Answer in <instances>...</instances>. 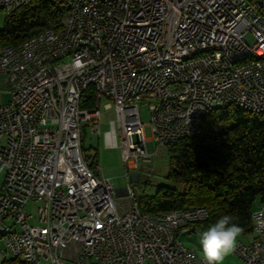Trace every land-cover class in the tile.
<instances>
[{"label": "built area", "instance_id": "2783aa9c", "mask_svg": "<svg viewBox=\"0 0 264 264\" xmlns=\"http://www.w3.org/2000/svg\"><path fill=\"white\" fill-rule=\"evenodd\" d=\"M4 1L12 13L32 0ZM68 37H44L40 52L2 50L0 68L11 72L15 55L31 58L32 77L2 82L10 100L0 105V226L4 206L36 241L38 264H206L200 250L187 247L182 234L207 220L198 207L159 212L163 226L152 227L138 211L129 184L119 190L102 170L94 171L82 154L89 126L101 135V103L114 108L105 132L108 147L122 149L127 171L150 162L140 104L149 107L154 153L180 138H191L202 110L238 102L264 110V8L261 0H72ZM71 38V65L38 72V63L63 55ZM251 39L249 41L248 39ZM221 43V52L191 62L190 49ZM232 47L263 51L261 63L244 68L242 79L228 72ZM170 61L171 69L162 68ZM150 64L161 73L151 74ZM236 71V69H235ZM21 72V71H20ZM18 84V91H10ZM94 89V105L84 96ZM83 105L87 107H82ZM141 174L133 173L138 182ZM121 196H125L123 200ZM30 202H41L37 213ZM35 220V222H33ZM183 221V228H176ZM263 248L233 252L245 264H264V204L252 214ZM15 250L11 255L14 257ZM3 256V252H2Z\"/></svg>", "mask_w": 264, "mask_h": 264}, {"label": "trees", "instance_id": "16d2710c", "mask_svg": "<svg viewBox=\"0 0 264 264\" xmlns=\"http://www.w3.org/2000/svg\"><path fill=\"white\" fill-rule=\"evenodd\" d=\"M65 11L52 0H32L7 14L0 44L19 47L40 31L54 26L60 29ZM84 96L88 97L86 105H94L93 88ZM202 124L200 136L180 138L167 146V178L178 186H160L150 197L138 199L135 194L139 209L153 214L202 207L209 211V218L195 224L194 230L205 228L219 216L231 215L243 228L240 235H248L253 231V212L264 204V113L232 104L213 110ZM87 163L97 171L95 162Z\"/></svg>", "mask_w": 264, "mask_h": 264}, {"label": "bare ground", "instance_id": "6f19581e", "mask_svg": "<svg viewBox=\"0 0 264 264\" xmlns=\"http://www.w3.org/2000/svg\"><path fill=\"white\" fill-rule=\"evenodd\" d=\"M14 1V0H6ZM58 7L66 9V13L62 19V27L56 30V36L68 37L71 35V27L67 21V11H76V1L72 0H52ZM109 0H101V3H108ZM0 9H4V1H0ZM44 37H51L54 33V29L47 28L39 33L27 38L19 47L11 45H2V50L21 51L24 50L29 44V53L40 52L41 43ZM63 55L60 57H53L47 61H41L38 63V72L48 73L50 69L63 68L71 65L76 59V48H71V38H64L63 41ZM221 52V43L208 44L201 46L197 49H190L191 62H198L199 57H206ZM232 54L236 56L230 57L228 63V72H235V79H242L244 75V68H236V65L245 64L246 67H254L261 63L263 58V51H253L249 47H232ZM31 58H23V55H15L13 62L11 63V72H8L5 68H0V80L3 82H22L32 77V69L21 70V66H30ZM162 68L171 69L170 61H162ZM236 69V71H235ZM21 71V72H20ZM150 73L159 74L161 73L160 64H150ZM10 91H18V84H10ZM238 105L248 111L254 113H264V110L254 111V107L243 106L238 102H221V107L228 105ZM220 107H210L202 110L200 116L196 120V130L192 133L191 138L198 137L203 132L202 119L204 116L211 113L213 110ZM199 213L204 214L205 218H209V211L206 208L198 207ZM138 211L139 205H138ZM4 217H6V226H0V237L4 238V244L6 252L4 257L11 255L12 249L15 250L14 258L22 259L25 264H38L35 259H29L27 255L36 253V241L32 237L31 233H27V229L21 224L15 221V216H11V206H4ZM143 221L147 222L152 227L163 226V219L159 213L143 214ZM206 220H197L196 224L202 223ZM176 228H183V221H176ZM256 237L251 242H243L238 240L237 243L244 245L245 250H252V243L255 248H263L262 239H257V232L253 230ZM195 232V231H194Z\"/></svg>", "mask_w": 264, "mask_h": 264}, {"label": "rangeland", "instance_id": "374dc122", "mask_svg": "<svg viewBox=\"0 0 264 264\" xmlns=\"http://www.w3.org/2000/svg\"><path fill=\"white\" fill-rule=\"evenodd\" d=\"M7 13L4 9H0V29L4 27L5 18ZM251 41V39H248ZM10 100V93L7 92V88L2 84L0 80V105L7 103ZM109 100L106 98L102 99L101 103V135L98 136L91 132L89 126H86V131H84L82 136V154L88 162H95L98 165V169L102 170L104 175L111 179L116 189H123L129 184L128 175L131 179V186L139 199L142 195L155 196L158 192L160 186L173 185L178 186L171 182L168 178V172L170 169V154L166 149L160 151L158 154H154L157 149V143L153 140V133L150 126V112L147 104H140L141 120L144 125V134L147 141V150L151 155L150 162H142L136 171H127L122 162V149L108 147L105 142V132L110 129V119H116V112L114 108L105 109L104 104L108 103ZM141 174V179L136 182L134 180L133 173ZM0 182H3V178L0 177ZM123 200L126 199L125 196H121ZM41 202H30L28 208L31 212L37 213V207ZM35 222V220H33ZM201 229L198 228L197 233ZM197 233H192L191 235L182 234L181 239L187 247L195 248L202 252V248L198 241ZM242 236H239L241 238ZM4 243V238L0 237ZM237 239V241H238ZM2 243L0 241V264H25L22 259L12 260L14 257L12 255L7 256V260L4 261V253L6 252V247L4 244L3 251ZM5 251V252H4ZM233 251L230 253L233 256ZM236 258V257H235ZM232 264L230 259L227 263Z\"/></svg>", "mask_w": 264, "mask_h": 264}, {"label": "clouds", "instance_id": "9594fccd", "mask_svg": "<svg viewBox=\"0 0 264 264\" xmlns=\"http://www.w3.org/2000/svg\"><path fill=\"white\" fill-rule=\"evenodd\" d=\"M242 232L243 228L231 215L219 216L201 229L197 236L206 264H221L224 257L233 251Z\"/></svg>", "mask_w": 264, "mask_h": 264}, {"label": "crops", "instance_id": "0c3cea01", "mask_svg": "<svg viewBox=\"0 0 264 264\" xmlns=\"http://www.w3.org/2000/svg\"><path fill=\"white\" fill-rule=\"evenodd\" d=\"M260 204L257 205L256 209L259 207ZM255 209V210H256ZM199 227H197L198 230ZM201 229V228H199ZM194 233H197L196 230H194ZM192 236V235H191ZM242 236L241 238H239L238 240H242L244 242H251L252 240L255 239L256 235L254 233V231H252L250 234L248 235H240ZM1 243H2V251L4 248V243L2 242V240L0 239ZM2 253V252H0ZM236 257V258H235ZM232 260V264H245L235 253H233V256H231V254H228L227 256L224 257L223 261L221 262V264H224L225 262L227 263L229 260Z\"/></svg>", "mask_w": 264, "mask_h": 264}, {"label": "water", "instance_id": "95a60500", "mask_svg": "<svg viewBox=\"0 0 264 264\" xmlns=\"http://www.w3.org/2000/svg\"><path fill=\"white\" fill-rule=\"evenodd\" d=\"M261 5H262L263 8H264V0H261Z\"/></svg>", "mask_w": 264, "mask_h": 264}]
</instances>
